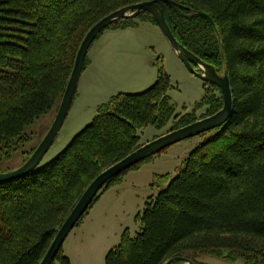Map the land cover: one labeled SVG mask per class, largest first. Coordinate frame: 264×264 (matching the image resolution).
<instances>
[{
    "label": "trees",
    "instance_id": "1",
    "mask_svg": "<svg viewBox=\"0 0 264 264\" xmlns=\"http://www.w3.org/2000/svg\"><path fill=\"white\" fill-rule=\"evenodd\" d=\"M150 1L0 0V161H10L29 143L26 129L62 102L91 29L121 9ZM162 7L177 41L228 73L234 110L227 124L190 154L170 185L149 199L136 218L141 233L132 237L126 231L106 264H166L176 258L205 264L203 256L264 264V0H164ZM138 20L157 25L142 13L106 30L136 28ZM88 66L87 55L83 73ZM206 86L196 108L206 113L177 116L161 64L151 89L110 98L52 162L0 184V264H41L90 185L142 146V129L172 124L173 132L222 110L221 90ZM152 158L112 178L75 228L104 193ZM57 261L70 264L63 248L53 264Z\"/></svg>",
    "mask_w": 264,
    "mask_h": 264
},
{
    "label": "rangeland",
    "instance_id": "2",
    "mask_svg": "<svg viewBox=\"0 0 264 264\" xmlns=\"http://www.w3.org/2000/svg\"><path fill=\"white\" fill-rule=\"evenodd\" d=\"M137 22L138 28L106 30L92 47L89 57L94 59L93 65L82 74L68 117L41 167L58 157L93 122L98 107L110 98L119 94L138 95L151 89L158 81L161 64L171 80L173 89L169 94L176 115L195 113L201 117L206 113L205 108L196 109L205 96L206 83L189 71L157 25ZM60 105L58 102L51 112L26 129L30 142L20 146L10 161H0V173L16 171L29 160V154L41 145L54 124ZM171 128L172 124L163 130L154 126L142 129L141 145L168 134ZM216 133L217 130L172 146L139 170L130 171L121 185L104 193L86 216L85 225L75 228L63 245V255L70 264H106L107 254L119 247L126 231L132 237L140 234L142 225L136 218L144 213L149 199L157 198L179 175L190 154ZM168 175L169 178L163 179ZM200 261L244 264L209 256L201 257Z\"/></svg>",
    "mask_w": 264,
    "mask_h": 264
},
{
    "label": "water",
    "instance_id": "3",
    "mask_svg": "<svg viewBox=\"0 0 264 264\" xmlns=\"http://www.w3.org/2000/svg\"><path fill=\"white\" fill-rule=\"evenodd\" d=\"M163 2L164 0H154L121 9L104 18L91 29L78 52L72 77L62 99L57 118L50 131L41 145L36 149L34 154L20 169L9 173H0V184L22 179L23 177L32 173L42 164L44 158L57 140L68 117L83 73L84 63L92 44L103 31L118 21L137 19L142 13H149L154 18L157 26L167 38L170 45L176 51L189 71L202 79L205 83L217 86L221 90L224 106L222 110L210 117L202 119L184 128L169 132L168 134L161 136L144 146H141L137 151L129 155L127 158L105 170L90 185L82 198L79 200L73 212L60 229L41 264H53L70 233L75 229L79 220L87 213L95 198L112 178L121 175L122 173L139 165L145 160L154 157L165 150H168L172 146L182 141L201 136L204 133H208L217 128L223 127L232 117L234 110V99L228 73L225 72L224 74H221L217 68L206 64L177 41L166 21L165 11L162 7ZM168 2L182 7L175 2ZM200 14L206 17L214 25V22L209 15L204 13ZM166 264L195 263L186 258H176Z\"/></svg>",
    "mask_w": 264,
    "mask_h": 264
},
{
    "label": "crops",
    "instance_id": "4",
    "mask_svg": "<svg viewBox=\"0 0 264 264\" xmlns=\"http://www.w3.org/2000/svg\"><path fill=\"white\" fill-rule=\"evenodd\" d=\"M138 27H139V25H138ZM138 27H137V28H138ZM98 42H99V41H98ZM95 44H97V43H95ZM93 46H94V45H93ZM93 46H92V47H93ZM92 47L90 48V50H89V52H88V59H89V66H88V68L91 67V65H93V62H94V59H93V58L91 59V58L89 57V53H90ZM95 60H96V58H95ZM88 68L86 69V71L88 70ZM86 71H85V72H86ZM85 72H84V73H85ZM84 225H85V223H84Z\"/></svg>",
    "mask_w": 264,
    "mask_h": 264
}]
</instances>
